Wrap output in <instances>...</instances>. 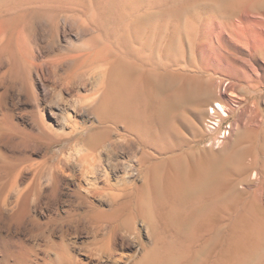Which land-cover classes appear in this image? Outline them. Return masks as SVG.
I'll return each instance as SVG.
<instances>
[{
  "label": "rangeland",
  "instance_id": "374dc122",
  "mask_svg": "<svg viewBox=\"0 0 264 264\" xmlns=\"http://www.w3.org/2000/svg\"><path fill=\"white\" fill-rule=\"evenodd\" d=\"M177 1L190 0L0 2V23L21 16L10 36L0 31V264H229L242 256L253 229L247 209L255 226L264 221V0H232L223 16L204 1L182 21L172 14ZM119 61L141 76L176 74L208 90L183 101L174 97L177 86L156 88L150 125L133 130L91 109ZM217 103L227 114L212 113ZM95 132L105 138L91 145ZM7 137L32 143L20 149ZM225 148L239 152V164L220 169L231 189L213 181L199 191L204 223H187L179 235L159 216L165 202L146 208L154 191H172L169 176L156 186L159 164L164 174L207 153L226 156ZM6 161L15 169L2 171ZM226 195L235 200L224 205ZM24 196L26 212L12 217ZM246 264H264V252Z\"/></svg>",
  "mask_w": 264,
  "mask_h": 264
},
{
  "label": "bare ground",
  "instance_id": "6f19581e",
  "mask_svg": "<svg viewBox=\"0 0 264 264\" xmlns=\"http://www.w3.org/2000/svg\"><path fill=\"white\" fill-rule=\"evenodd\" d=\"M1 1H3V0H0V2ZM143 1H146V0H135L134 3L138 4V3L143 2ZM159 1L161 2V0H156L157 3ZM119 2H120V0H119ZM177 2H176L177 4L175 3L177 6L172 10L173 11L172 14H173V16H175V18L177 17V19H179V20H181V18H183L184 14H185V11L188 10V8H190V7L193 8V5L198 4V3H202V4L205 3L208 7H210V9H212L213 11L218 13L219 16L220 15L223 16L227 12V10L229 8H231L232 5H233V1L232 0H190L188 2L186 0L185 2H187V3H183L184 1H182L181 4L179 3V1H177ZM126 5L128 6V4H126ZM154 5H155V3H154ZM127 9H128V7H127ZM247 11H249V10H247ZM20 20H21V16L14 15V16H10L6 20L2 21V23H0V31H1V33L2 34L4 33V34L10 36V34H11L12 30H13V27H15V25H18ZM219 23H220V21H219ZM157 82H159V83L157 84ZM198 82H200V81L198 80ZM198 82H195V80H192V79H188L187 77L186 78H182V77L179 78L176 74H167V75H165L163 73L151 72L149 74H146L145 76H141V74L139 73L138 68H136L134 65H132V64L126 62V61H119V62L115 63L112 66V68L110 69L109 75H108V79L106 80V83H105V87L102 90L100 95H98V96L96 95L97 97L93 100L94 101L93 104H91V109H93L92 111H94L99 116H105L104 118L108 117L110 120L111 119L112 120L113 119H117V121H121L124 125H126L127 127L131 128L133 130H141L142 128L146 127L145 125H146L147 121H148V123L150 125L149 118L151 116L149 117V115H151L150 113H152L153 110H154L153 102L155 100L154 99L155 97L153 98V95H154V93L156 91V88H160L161 93L163 92V94H164V92H166V89H168L169 87H176L177 86L175 91H174L175 92L174 97L177 98V99L183 100V101H189L190 99H193V97L196 95V93L204 92V91L208 90L205 86L201 85V83L199 84ZM209 89H210V87H209ZM156 96H157V94H156ZM157 99H158V97H157ZM164 100L166 101V103L171 102V99H169V98H166ZM215 108H217L220 111H223L226 114L228 112V111L227 112L225 111L224 105L222 103H217L216 106L212 108V113L216 112ZM99 116H98V119H99ZM152 116H153V118L156 119V115L154 117V115L152 114ZM100 119H103V118H100ZM165 119H163V120H165ZM6 121H7V124L9 126H14V125H12V121L13 120H11V117L7 118ZM102 121H104V120H102ZM167 123H169V121ZM169 125H170V123H169ZM38 127L43 132H44V130H45V132L47 130V127H45V125L42 124V123L38 124ZM148 128L150 129V127H148ZM149 129H145L144 132L143 131L142 132L145 133L146 130H149ZM165 131H169V133H170L172 131V129L169 126H166L165 127ZM229 132H230V130H229ZM167 134H168V132H167ZM228 135H229V133H228ZM1 136H2V134H1V131H0V137ZM224 136H226V133H225ZM104 138H105V133L104 132H95L89 138V143L91 145H96L99 142H101ZM165 138H167V137H165ZM225 138H227V137H225ZM7 141L9 143L15 144L16 147H18L20 149L21 148L22 149L26 148L28 146L30 147V144L32 143L31 141L24 142V143H15V139H13L12 137H9L7 139ZM227 152L229 154H227L226 156L223 155V156L220 157L219 156L220 153L216 154L215 152H212L213 154L207 153V155H205V158L202 157V160L199 159L198 161H195V160H191L190 159L189 161H187L185 163H183L182 161L181 162H177V163H175L172 166L169 165L167 172H164V174H162V173L160 174V171L161 172H163V171H162V169L158 170L160 164H159V166L157 165L158 166V167H156L157 170H155V173H154L155 176H156L155 179L157 178V181H155V182L156 183L157 182H162V180H164L165 182H167L168 180L171 181L172 191L170 190L171 194L169 193V195H165V196L161 195L163 192H160L161 194H159V191H158L159 189L156 190L158 194H156L155 191H154V193H152V191H150L153 194L154 198L152 199V203H150L149 206L146 207L147 204H145L144 206L146 208L152 209V207H154V205L162 203V202H165V208H167L166 209L167 211H165V208H162V207L158 208V210L159 209H164V211H165V213H164L162 210H160L162 212L159 211L160 212L159 216H163L164 215L163 217H165V214H166L170 221L167 220L168 218L166 220L169 221V223L171 222L172 227H174V229L176 230L175 232L177 234H179V235H186V228L191 226L190 223H193L194 221H196L199 218L201 219V217L203 216L204 206L201 204L202 202L200 201V199H201L200 194H202V193L200 192V194H199V191H203L204 189H206L207 186H209V184L211 186L212 183L213 184H214V182L217 183V181H219L218 183L223 182L222 185H224V187L226 186V184H227L228 187H230L229 186V180L227 179V175H225L226 177H224L221 174L220 169H222L224 167H227V165H229V164L230 165L233 164L234 166L238 165L240 157H239V152L237 150H231L230 151L229 148H225L224 149V153H227ZM175 161H176V159H175ZM165 166H166V164H165ZM14 169H15V167L13 165L9 164L7 161L5 163H3V165L1 166V170L5 171V172H6V170L7 171L8 170L11 171V170H14ZM67 169H69V168H67ZM152 169H154V168H152ZM164 170H165V168H164ZM65 171H67V170H65ZM151 173H152V171H151ZM168 176H169V179H167V181H166V178ZM106 177L108 178L107 173H106ZM66 180H68L70 184H73L72 180H70L68 178H66ZM150 181H151V179H150ZM169 181L167 183H169ZM232 182L233 181L230 182L231 183L230 185L233 184ZM158 185L159 184L157 183L156 186H158ZM165 186H166V184H165ZM165 186H164V188H165ZM219 187H221V186H219ZM158 188H159V186H158ZM143 189H148V188L145 187ZM149 189H150V187H149ZM166 189H167V187H166ZM229 189H231V187ZM218 191H219V188H218ZM218 191H216V192L218 193ZM203 193H205V192H203ZM224 194H227V192L224 191ZM136 195L139 196L140 194H136ZM143 195H145V193ZM171 195H172V197H170ZM233 196L230 195V196L225 197L223 199V202L225 203L224 205H226L228 202H230L232 200L234 201L235 197L233 198ZM168 197H170V199ZM206 198H209V197H206ZM147 199H146V203H147L148 200H150V199H148V200ZM202 199H204V198L202 197ZM138 200H139V198H138ZM15 201H16V205L15 206L18 209L13 214L12 217H21L26 212L27 207L29 205L28 204V198H26V196H24V197L16 199ZM144 201H145V199H144ZM166 203H167V205H166ZM1 204H2V199L0 198V217L3 216L2 209H1ZM138 205H140V203ZM141 205H142V203H141ZM139 207H141V209H142L143 206H139ZM229 207H230V209L232 208L231 206H229ZM143 209L145 210V208H143ZM212 209H213V207H212ZM217 209H218V207H217ZM247 210L248 211H246V214H244L243 218L244 217H246V218L248 217L247 219L246 218L245 219L247 221H248V219L252 221V222H250L251 223L250 227H252L253 229H252V231L250 233L251 235H250V238L247 241V243L245 245L243 244V246L241 245L242 248H240V249H241V251L243 250L242 256H236V257L233 258V260L231 258L228 259V260L232 261V262L229 261L230 262L229 264H246V263H249L252 260L254 262V258L259 256V255H261L264 252V242H263V240H264V221H262V223H261L260 222L261 219H260V221L258 220L261 224H260V226H258V225L255 226V222H254V220L256 219L255 215H253V211L251 212V210H249V209H247ZM145 212H146L147 215L149 214V213H147V212H149V210H147V211L145 210ZM206 213H207V211H206ZM206 213L204 214L205 215L204 217H206ZM99 215H102V214L100 213ZM154 215L156 216V214L154 213V210H153L152 211V216H154ZM159 216H157V219H158ZM259 216L261 217V215H259ZM263 217L264 216H262V219H264ZM157 219H156V225H157V221L160 219V217H159L158 220ZM162 219H161V221H162ZM201 220L203 222V219H201ZM201 220H199V221H201ZM187 223L189 224V226L186 227ZM257 224H259V223H257ZM156 225H153L154 231H155V229H157V227H155ZM158 225H159V223H158ZM193 227H192V229H194L195 232L197 230L198 231L200 230V229H195ZM198 227H196V228H198ZM189 229H191V228H189ZM189 229H187V230L191 231ZM250 230H251V228H250ZM157 231H158V229H157ZM157 231H156V233H158ZM159 231H160V228H159ZM164 231H165V229H164ZM198 231H197V234H198ZM238 231H240V230H238ZM235 232H236V230H235ZM240 233L241 234L238 233V236L244 235L242 232H240ZM161 234H162V232H161ZM220 234L222 235L223 233H220ZM165 235H167V240H168V235L169 234H165ZM195 235H196V233H195ZM157 236H159V235H157ZM172 238L174 239V237H172ZM245 238L247 239V237H245ZM218 241H219V239H218ZM163 242H166V240L165 241L163 240ZM168 242H170V241L168 240ZM172 242L174 243V241H172ZM172 242H170V243H172ZM184 242H182V243L180 242L178 244L181 245ZM233 242L237 243V241H235V240H233ZM160 243H161V241L159 242V244ZM185 244L187 245V243H185ZM234 245L236 246V244H234ZM234 245H233V247H234ZM237 245L240 246V244H237ZM177 246H179V245H177ZM182 246H180V247H182ZM180 247H178V248H180ZM163 249H165V248H163ZM203 249L205 250V248H203ZM203 249L201 251H203ZM212 249H213V247H212ZM179 250L183 254L181 248ZM176 251H178V249ZM183 251H184V249H183ZM233 251H231L229 253H232ZM180 252H177L178 255H176V256H179ZM226 253H227V251H226ZM229 253H228V255H229ZM236 254H237V251H236L235 255ZM171 255H173L172 252H171ZM231 255L229 257H231ZM240 255H241V253H240ZM168 256H170V254ZM163 257H165V255ZM260 257H262V256H260ZM169 258H171V256ZM192 258L194 259V257H192ZM217 259H218V257H217ZM197 260H196V262L198 263ZM163 262H165V261H163ZM163 262L161 264H165ZM224 262L222 261V264H224ZM194 263L195 262L193 261L192 264H194ZM188 264H191V263H188ZM201 264H202V262H201Z\"/></svg>",
  "mask_w": 264,
  "mask_h": 264
}]
</instances>
